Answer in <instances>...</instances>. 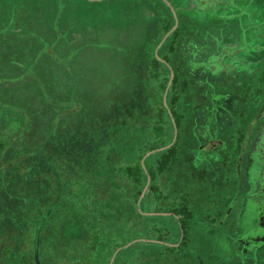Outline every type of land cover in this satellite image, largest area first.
Segmentation results:
<instances>
[{"label": "rangeland", "instance_id": "obj_1", "mask_svg": "<svg viewBox=\"0 0 264 264\" xmlns=\"http://www.w3.org/2000/svg\"><path fill=\"white\" fill-rule=\"evenodd\" d=\"M0 9H6L7 14L12 13L9 24L6 26L4 20L0 25V142L6 143L7 148L38 149L41 143L46 142L57 143L55 148L58 149L63 141L77 144L69 139L70 134L66 140H56L57 134H64L61 130L63 125H73L72 111L80 110L79 130L82 129L85 140L94 142L93 153L97 157L94 160L97 162L104 154L100 151V141L131 122L144 121L141 116L158 100V85L164 75L167 76L160 89L162 103L172 122L173 137L168 144L145 152L141 164L146 169L145 157L170 148L176 141L178 160L173 165L171 177L165 170L162 172L160 189L164 195L169 189L176 190L177 194L182 190V195L191 199L193 189L199 194L193 193L194 202L188 203L189 219L183 215L174 216L181 217L183 227H169L167 224L160 227L161 232H164V227L168 230L174 228L175 238L131 230L129 237L132 239L117 247L113 254H127V258L138 256L143 260L139 264H264L263 242L253 250L240 252L233 249L227 239L228 234L234 232L230 231V223L217 228L214 233L209 225L200 222L202 209L204 206L208 208L209 202L218 203L217 199L227 189L228 180L223 173L228 168L222 163L217 149L204 150L203 146L209 140L225 136V131L230 130L240 116L236 94L227 92L228 87L238 89L259 73V62L242 64L241 60H256V45L264 50V0H0ZM236 12L241 13L240 17L234 14ZM150 22L155 28L151 24L147 26ZM165 30L168 32L163 36ZM69 32L74 34H70L72 42ZM75 34L81 40L75 38ZM240 43L248 50L247 56H233L227 52L228 45L232 48ZM170 45L172 51L163 64L167 54L163 49ZM16 46L14 55L10 50ZM49 48L57 54L43 59L40 54ZM77 48L80 54H77ZM38 59L44 64H35ZM235 62L240 63L239 67ZM51 63L59 66L54 65L57 66L55 68ZM226 65L233 66V69L225 70L223 67ZM62 68L66 69L69 78L61 73ZM57 74L60 79L54 82ZM154 74L155 78L152 77ZM63 77L65 81L62 83ZM25 95L32 97L26 98ZM173 95L178 96L179 101L172 103ZM171 104L176 105V122L168 106ZM94 118L101 120L96 123L98 126H94ZM30 126L31 133H37L39 128L44 131L37 140L41 143L31 146L30 142L37 141L29 133L25 134L24 128ZM25 142H29L30 147L27 148L28 144L24 146ZM47 146V154L55 156L46 164L51 171H58L59 157L54 153V146ZM16 156L20 153L2 155L0 180L8 178L1 177L7 159L15 157L19 160V172H25L23 166L35 160L31 155ZM81 165H75L71 174L77 168L83 172L84 160H81ZM51 176L54 178L56 175L53 172ZM21 182L27 183L16 176L17 189L24 192L21 197H16L12 185L0 188V198L3 199L0 201V230L6 229L8 218L12 222L9 228L17 234L12 238L7 233L10 239L8 236L4 238L5 233L0 236V254L16 247L23 253L27 252L28 238L26 235L22 238L25 234L22 219L28 218V212L24 208L20 212L18 209L15 211V206L24 207L30 202L39 206L45 200L43 187L39 192L28 187L21 189ZM55 183L49 188L50 194ZM149 184L148 175L135 205L136 210L144 215L140 219L146 230L154 222L164 225L165 217L171 216L170 212L142 209L141 201ZM172 200L175 201L173 197ZM184 202L176 204V211H183L186 200ZM56 207L57 204L51 206L53 209ZM224 207L221 205V209ZM14 213L19 216L16 219L18 224L14 221ZM256 214L254 209H250L245 232L248 229L257 231L261 225ZM124 219L127 224L128 214ZM78 221L80 223H74L68 218L65 223H60L59 239L64 246L60 253L66 259L81 253V258H84L86 247L81 241L84 231L82 220L78 218ZM50 224H53L52 219ZM52 230L49 231L51 245L55 237ZM20 231L22 235L18 236ZM91 231L93 235L94 229ZM119 237L116 230L106 234L108 239ZM262 238L254 237L256 240ZM112 256L108 264H112ZM53 260L57 261L58 257L53 256ZM37 264L42 263L39 261Z\"/></svg>", "mask_w": 264, "mask_h": 264}, {"label": "trees", "instance_id": "obj_2", "mask_svg": "<svg viewBox=\"0 0 264 264\" xmlns=\"http://www.w3.org/2000/svg\"><path fill=\"white\" fill-rule=\"evenodd\" d=\"M10 14H7L6 9L4 11L0 9V25L4 23V20L6 26L9 24L7 22H9L8 19H11ZM74 32L78 33V31ZM72 33L73 32H69V35ZM54 46L55 44L53 47ZM14 49H17V47ZM76 52L80 54L78 48ZM36 54L38 57L39 53H37V51ZM52 54L57 53L54 49L51 50L49 48L44 50L40 55H42L43 59H49ZM35 64H44V61L38 59L35 61ZM54 65L59 66L56 63H51V66L55 67ZM57 66L55 68H57ZM61 70V73H65L66 76L63 74L61 75L69 78L66 69L62 68ZM56 71L58 72L60 70L56 69ZM152 77L155 78V74ZM57 78L60 79L59 74L53 78L54 82ZM63 80L65 81L64 77L61 80L62 83ZM166 80L167 76L165 74L158 85V100H155L151 106L145 110V115L141 116L143 119L145 118L144 121L131 122L119 128L120 130L116 131L113 135L104 137L102 142L100 141V151L104 154L98 158L97 162L94 160V142L85 140L82 135V129L80 128L79 130L80 110L72 111L74 112L72 114L74 119L72 118L71 120L73 125H63L61 130L64 134H57L58 138L56 140L58 142L66 140L68 134H70L71 137L69 139L76 141L77 144L75 145L63 141L61 144L58 143V147L61 148L56 149L55 146H57V143H41L37 140L43 136L44 131L39 128L37 133H31V126L23 128L25 134L29 133V135L35 137V141H37L36 143L30 142L31 146L41 143L38 149L26 150L25 148H20L19 150L18 146L17 148H13V146L7 148L6 143L0 142V158L4 153L5 155H14V153L18 152L20 156H16L17 158H22L24 155H31V157L36 160H32L30 164H25L23 166V168L26 169L25 172H19L21 167V164H18L19 160L15 159V157L7 159V165L1 177L8 178L0 180V188L12 185L13 189L16 191V197L23 196L24 192L19 191L15 183V178L17 176L27 182H21V189H26V187H28L39 192L41 187H43L45 193L44 204L42 202L37 206L35 202L34 204L30 202L28 203L29 205L25 204L24 207L15 206V211L18 209V212H20L22 208H24L26 212H28L26 214L28 218L22 219L24 222L25 234L22 235L21 231V234H18V236L22 235V238L25 235L27 236V252L23 253L22 249L18 247L15 249L11 248L6 253L0 254V264H37L39 261L42 264H108L110 257L117 247L123 246L127 240L132 239L129 237V234L132 233L131 230L134 232H142L144 230L145 235L151 233L159 236L162 234L169 238H175L174 228L173 230L171 228L168 230L164 227V232H161L160 227L166 224L169 227H182L183 222L181 217L174 218V216L182 214L185 219H189L191 211L188 210L187 206L188 203H192V199L189 196L187 198L186 195H182L184 192L181 193V190H178L177 192H179V194H177L175 193L176 190L169 189V192L164 195L160 189V181L163 177L162 172L165 170L166 175L170 176L173 165L174 163L176 164L178 160L175 151L176 141L170 148L156 151L145 157L144 164L146 169H144L141 164V159L145 152L168 144L173 137L171 134L172 122L162 103V90L160 89V85L163 83L165 85ZM1 83L0 81V86ZM28 96L32 97L31 95H25L26 98ZM172 101V103H174V100ZM168 106L174 117V105L171 104ZM30 112L32 113V111ZM32 119L34 118L32 117ZM95 120L98 121L95 122ZM174 120L175 122L177 121L175 117ZM93 121V124H95L94 126H98L96 123L101 122V120L99 121L97 118H94ZM33 125H35V123ZM87 128L89 129V127ZM89 130L94 132L92 128ZM28 143L29 142H25L23 144L25 146ZM30 144L27 145V148L28 146L30 147ZM47 145H51L52 148L54 146V153L59 157L58 171H51V168L46 164V162L55 156L47 154ZM96 146L99 145L97 144ZM33 150L35 151L33 152ZM81 160H84L83 172H80L79 168L76 167L75 173L71 174L75 169V165L82 166ZM93 160L95 165L93 164ZM10 161L13 162L11 165H8ZM89 167L91 169H89ZM16 169H18V173H16ZM53 172L56 175L54 178L51 176ZM148 175L150 176V184L141 201L142 209L153 210L155 212H170L171 216L165 217L164 225L154 222L149 230H146L145 224L142 223L140 219L144 215L136 210L135 205ZM55 181V188L52 194H50L49 188ZM18 192L20 195H18ZM172 197L175 201L179 198V201H173ZM39 200H41L40 195ZM185 200L186 204L183 211H176V204L178 202H184ZM0 201H3V199L0 198ZM55 204H57V207L55 209L51 208V206ZM144 206L147 208L144 209ZM126 214H128L127 224L125 221L126 219H124L126 218ZM14 217L15 223L18 224L16 220L19 217L18 214L14 213ZM68 218L69 221L74 223L79 222L78 218L82 220L84 237L81 238V241L86 247L83 259L81 258L82 253L80 256H78L79 254H74V257L70 259H66L65 255L60 253L64 248L59 239L60 223H65ZM50 219L53 220V224H50ZM11 225L12 222L7 218V227L5 230H0V236L4 233L11 234L12 238L16 236L17 234L9 228ZM28 226L29 228H27ZM36 226L37 228H35ZM52 228V231L55 232V237L51 245L49 231ZM92 229H94L93 235ZM113 230H116L117 235L120 237L117 239L106 238V234L108 235L109 232L111 233ZM9 234L4 235V238L8 236V239H10ZM157 238L161 239L160 237ZM53 256H57L58 260H53ZM127 257V254H116L112 264H139L140 261H143L138 256L133 258Z\"/></svg>", "mask_w": 264, "mask_h": 264}, {"label": "flooded vegetation", "instance_id": "obj_3", "mask_svg": "<svg viewBox=\"0 0 264 264\" xmlns=\"http://www.w3.org/2000/svg\"><path fill=\"white\" fill-rule=\"evenodd\" d=\"M160 3L162 4L163 1ZM234 14L240 17L241 13L236 12ZM163 18H166V16ZM165 21L167 23V18ZM150 24L152 28H155L151 22L147 26H150ZM242 26L244 27L245 25L242 24ZM166 31L168 32V30H165L163 36L167 33ZM78 34H75V38L81 40ZM229 47L230 45L227 47V52L233 56L244 57L248 55V50L242 46V43L236 47L234 45L232 48ZM254 47L255 51L258 52V58L256 60H241V63L259 62V73L248 84L244 83L238 89L228 87L227 90V92L232 91L236 94V100H238V107L241 112L238 119L236 120L235 118V120L236 123L239 122V125L235 123L230 130L225 131V136L209 140L203 146L204 150L217 149L222 163L224 162L225 167L228 168L223 172L224 177H228V180L227 189H224L225 191L220 199H217L218 203L216 205L220 206L222 203L225 206L224 209H219L220 211L216 207L213 209L215 205L209 202L210 205L205 210L206 212L203 211L202 216L204 218L201 216L200 222L210 224L211 226L214 223L212 220L216 217L217 219L226 218L229 222L234 221L236 227L232 234H228L227 239L232 244L233 249L243 247L242 250H253L260 245L258 244L259 242L261 244L262 242L264 243V50L261 49L262 46L260 45ZM167 50L168 52L165 54L166 59L163 57V64L169 58L172 45ZM239 65V62H235V66L239 67ZM223 68L225 70H232L233 66L226 65ZM171 99L179 101V97L175 95ZM174 106L176 105L174 104ZM190 193L191 197H193V203V193L199 194V192L193 189ZM209 208H212V210ZM235 208L236 212L234 213ZM250 209L255 210L258 221H260L262 226L260 225L257 231L248 229L245 232L246 220L249 218ZM255 235L263 236V238L256 240L254 239ZM235 252L237 253V250Z\"/></svg>", "mask_w": 264, "mask_h": 264}, {"label": "crops", "instance_id": "obj_4", "mask_svg": "<svg viewBox=\"0 0 264 264\" xmlns=\"http://www.w3.org/2000/svg\"><path fill=\"white\" fill-rule=\"evenodd\" d=\"M232 1H240V0H232ZM163 34H164V31H163ZM162 34V35H163ZM68 36H69V38H70V35L68 34ZM70 41H71V38H70ZM17 47V46H16ZM14 48H11V50H10V52H12L14 55H16V53L14 52V50H13ZM164 53H167L168 52V50L166 49V47H164ZM167 50V51H166ZM166 57V56H165ZM214 205H215V207H216V209L217 210H221V205H222V203H221V205L220 206H216L217 205V203H214ZM205 210H207V207L206 206H204V209H202V211H205ZM219 210V211H220ZM206 212V211H205ZM221 214V213H220ZM182 215V214H181ZM187 220V219H186ZM212 221H214V223L210 226V224H207V223H205V224H207V225H209V228H211V230L215 233V232H217V228H220V227H222V226H227L229 223H230V231L231 230H234L235 229V223H234V221L233 222H229V220H227L226 218L225 219H222V218H218L217 219V217L216 218H214V220H212ZM217 221V222H216ZM187 223H188V221H187ZM233 223V224H232ZM182 226V225H181ZM183 227V226H182ZM186 227L188 228L189 227V225L188 224H186ZM243 249V247L241 248V247H238L237 248V250H242ZM242 252V251H241ZM236 255L237 256H239V254H238V252L236 253Z\"/></svg>", "mask_w": 264, "mask_h": 264}, {"label": "water", "instance_id": "obj_5", "mask_svg": "<svg viewBox=\"0 0 264 264\" xmlns=\"http://www.w3.org/2000/svg\"><path fill=\"white\" fill-rule=\"evenodd\" d=\"M153 151H154V150H153ZM147 154H149V152H148ZM143 193H144V191H143ZM143 193H142V195H143ZM114 256H115V253H114L113 256H112L111 261L113 260ZM110 264H111V263H110Z\"/></svg>", "mask_w": 264, "mask_h": 264}]
</instances>
